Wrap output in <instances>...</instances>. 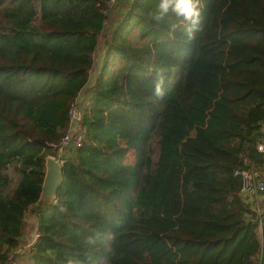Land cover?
Wrapping results in <instances>:
<instances>
[{
	"label": "trees",
	"instance_id": "1",
	"mask_svg": "<svg viewBox=\"0 0 264 264\" xmlns=\"http://www.w3.org/2000/svg\"><path fill=\"white\" fill-rule=\"evenodd\" d=\"M158 3L131 0L106 35L81 99L87 138L20 264L254 263L261 241L235 169L264 163V0H200L195 26L156 19ZM105 7L0 0V264L24 253L28 207L89 83Z\"/></svg>",
	"mask_w": 264,
	"mask_h": 264
},
{
	"label": "built area",
	"instance_id": "2",
	"mask_svg": "<svg viewBox=\"0 0 264 264\" xmlns=\"http://www.w3.org/2000/svg\"><path fill=\"white\" fill-rule=\"evenodd\" d=\"M117 3L118 0H106L104 12H109ZM79 95L70 103V121L67 132L59 143L55 144L57 148L55 155L62 164L73 155L74 151L83 146L88 135L87 126L84 124V107L81 106ZM261 129L262 136L256 148L264 155V151L260 150L264 146V122ZM235 174L241 180L240 195L246 206V216L257 223L258 234L261 239L260 249L253 264H264V163L261 166L252 164L248 167L236 168ZM38 236L39 233L37 232L29 245H32Z\"/></svg>",
	"mask_w": 264,
	"mask_h": 264
},
{
	"label": "water",
	"instance_id": "3",
	"mask_svg": "<svg viewBox=\"0 0 264 264\" xmlns=\"http://www.w3.org/2000/svg\"><path fill=\"white\" fill-rule=\"evenodd\" d=\"M63 182L62 162L55 154H48L45 157V175L40 197L28 207L27 228L30 227L35 233L38 232L39 214L52 206Z\"/></svg>",
	"mask_w": 264,
	"mask_h": 264
},
{
	"label": "clouds",
	"instance_id": "4",
	"mask_svg": "<svg viewBox=\"0 0 264 264\" xmlns=\"http://www.w3.org/2000/svg\"><path fill=\"white\" fill-rule=\"evenodd\" d=\"M200 0H159V15L156 19H163L170 11L177 16L182 17L183 21L191 20L193 26L197 25L200 20L201 11L198 7ZM163 80L156 84V95H163ZM264 151V146L260 148Z\"/></svg>",
	"mask_w": 264,
	"mask_h": 264
},
{
	"label": "rangeland",
	"instance_id": "5",
	"mask_svg": "<svg viewBox=\"0 0 264 264\" xmlns=\"http://www.w3.org/2000/svg\"><path fill=\"white\" fill-rule=\"evenodd\" d=\"M121 20H119V21H117V22H115V23H112V24H110L109 22L106 24V27L108 28V29H112L113 27H115V26H117L118 25V23L120 22ZM107 28L104 30L103 29V33H101V35H100V37H99V44H98V47H97V49H96V52H102V51H105V49H106V46H105V41H106V35H108V34H110V32L113 30H111V31H108L107 30ZM98 56L99 55H96V62H95V65H94V67H93V70H92V72L93 73H97V77H98V74H99V72H100V70H101V67L102 66H98ZM103 60H104V55H103ZM102 64H103V61H102ZM96 77V78H97ZM96 78H94L93 77V79L96 81ZM95 83V82H94ZM89 84V83H88ZM85 93H84V88H83V90L80 92V95H79V98L80 99H82V96L84 95ZM86 98H83L82 100L84 101ZM83 101H81V106L82 107H84L85 106V103L83 102ZM130 156H131V159L133 158V154L132 153H130ZM10 172H11V175L13 176V182L14 181H16V179L18 178V175L15 173V171H13V170H10ZM27 221H28V216H27ZM30 228V227H29ZM29 228H27V225H26V235L23 237V239H22V245H23V247H22V249H19V251L20 252H24V253H21L22 255H19L18 254V258H17V260L19 259V264L20 263H23L24 261H25V258H26V256H27V252L26 251H28V249L30 248V245H29V243H30V241L33 239V237L37 234V232L35 233L33 230H31V228L29 229ZM257 232H258V229H257ZM259 235V234H258ZM259 238H260V236H259ZM261 240V239H260Z\"/></svg>",
	"mask_w": 264,
	"mask_h": 264
},
{
	"label": "crops",
	"instance_id": "6",
	"mask_svg": "<svg viewBox=\"0 0 264 264\" xmlns=\"http://www.w3.org/2000/svg\"><path fill=\"white\" fill-rule=\"evenodd\" d=\"M131 0H118V3L112 7L109 12H106L107 14V17L105 18V26H104V30L107 28L106 27V24L109 22L110 24L112 23H115L119 20H121L124 16V12L126 11L127 9V6H128V3L130 2ZM116 27V26H115ZM114 29V27L112 28ZM112 29H108V31H111ZM104 32V31H102ZM96 55H99L98 56V66H102V61H103V55L105 56V51H102V52H96ZM97 59V58H96ZM97 77V73H93L91 71V76H90V80H89V84H87V86L84 88V95L82 96V99L83 98H88L90 95H91V88H92V85L94 84L95 80L93 79Z\"/></svg>",
	"mask_w": 264,
	"mask_h": 264
}]
</instances>
